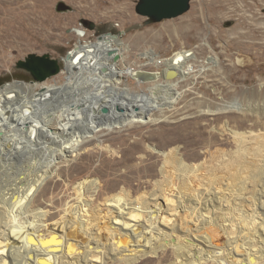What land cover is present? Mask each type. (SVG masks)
Masks as SVG:
<instances>
[{
	"label": "rangeland",
	"instance_id": "obj_1",
	"mask_svg": "<svg viewBox=\"0 0 264 264\" xmlns=\"http://www.w3.org/2000/svg\"><path fill=\"white\" fill-rule=\"evenodd\" d=\"M138 1L0 0V84L10 79L13 80L7 83L23 81L31 84V74L19 69L18 62L30 55H49L60 61L62 72L44 84L37 82L39 86L35 92L40 93L42 85L63 86L68 76L63 62L67 54L78 45L95 43L99 36L111 33L129 47L119 67H132L145 74L143 80L123 76L121 88L128 87L132 93L150 97L176 94L174 102L160 110H150L148 115L130 126L100 129L88 134L77 151L68 153L67 157L46 156L43 148L30 158L18 154L7 157V153L0 152V227L12 222L3 212L5 193L18 178L29 182L40 176L54 160L56 162L43 178L42 188L33 197L30 213L25 214L28 219L37 218L46 223L40 236L44 240L52 239V232L65 226L77 204L82 206L84 203L86 208L93 206L98 211L102 208L105 212L114 206L119 194L129 193L133 200H154L159 198L163 188L178 193L179 190L174 188L175 176L169 181L163 180L166 172H177L176 163L168 162L174 155L175 146L182 148L180 155L189 154L181 159L194 154V158L185 164L189 167L197 165L196 154L202 159L192 172L185 170V165L179 168V172L194 176L192 187L199 188L203 184L212 190L225 189L232 196L235 189L229 186L233 184L227 186L221 176L230 174L234 168L230 171L223 165L221 155L237 150V142L233 139L236 129L239 134L264 130V48L260 47L258 52L254 44L264 45V2L255 5V0H192L186 14L150 23L137 14ZM91 23L95 24V30L89 27ZM254 24L259 25L258 31ZM77 29L86 34L79 36L75 32ZM194 29L196 33L189 34ZM240 33L256 34L259 39H236ZM113 51L117 52L118 48L114 47ZM171 70L176 76L166 78ZM57 125L55 121L51 123L55 131L61 132ZM78 129L69 135H60L55 143L46 141L53 149L60 143L66 145L71 135L83 131ZM197 133L201 134L200 144L185 148L183 142L174 143L175 139L184 136L185 140V135ZM213 141L217 146L212 145ZM248 146L253 147L250 143ZM237 155L236 152L233 154ZM263 163H260L262 167ZM259 170L262 173L261 188L264 169ZM210 172L216 173L217 178L214 174L207 175ZM200 177L207 179L201 183ZM177 203L173 199V205ZM212 212L210 210L209 215H213ZM231 212L225 211V215H231L226 218L236 219ZM236 231L237 227L231 228V236L236 235ZM57 236V241L65 239L68 242L72 238L68 232L57 233ZM74 236L77 237V252L82 249L95 253L94 243H87L79 234ZM178 243L183 245L181 241ZM177 257V249L170 247L135 264H175ZM108 264L126 263L115 260Z\"/></svg>",
	"mask_w": 264,
	"mask_h": 264
},
{
	"label": "bare ground",
	"instance_id": "obj_2",
	"mask_svg": "<svg viewBox=\"0 0 264 264\" xmlns=\"http://www.w3.org/2000/svg\"><path fill=\"white\" fill-rule=\"evenodd\" d=\"M260 1L264 2L255 0V5ZM253 26L259 30L258 24ZM76 33L79 36L86 34L80 29ZM194 33L196 29L189 31V34ZM249 36V33H240L236 39H259L256 34ZM254 44L258 52L260 47L264 48L261 43ZM114 47L118 48L117 52L113 51ZM128 51L129 47L119 37L104 36L95 43L85 44L71 56L67 61L68 76L63 86L42 85L45 90L40 93L35 92L39 84L33 83L13 82L0 88L1 154L7 153V157L28 155L30 158L43 148L46 156L67 157L68 153L77 151L88 134L100 129L130 126L148 115L150 110H160L174 102V93L150 97L132 93L128 87H120L125 75L140 80L145 76L132 67H119ZM166 75V78H174L176 72L171 70ZM106 106L109 114L102 112ZM116 106L124 108V113L118 112ZM53 121L57 122L61 132L51 127ZM77 127L84 132H75L76 136L71 135L66 145L60 143L55 149L49 147L46 140L55 143L60 135H69ZM236 131L233 139L237 142L235 152L238 155L233 156L235 152L221 155L222 164L230 171L234 168L230 174L221 176L227 186L233 184L229 186L235 189L232 196L225 189L212 190L203 184L199 188L192 187L194 176L179 172V168L192 160L194 154L181 159L189 154L180 155L182 148L175 146L174 155L168 162L176 163L177 172H166L163 180L169 181L175 176L174 188L179 190L178 193L173 194L163 188L159 198L154 200H133L129 193L119 194L114 206L105 212L102 208L98 211L93 206L86 208L84 203L82 206L77 204L73 216L63 228L52 232L53 238L49 240L40 237L46 223L37 218L28 219L25 214L30 213L33 197L42 188L45 174L56 161L29 182L18 178L5 193L4 200L1 198L4 201L3 212L12 222L6 226L2 223L0 227V264H8V259L11 264H108L115 260L135 264L170 247H175L178 252L175 264H264V185L259 187L262 182L259 169H264L260 164L264 162V130H250L243 134ZM185 136V140L184 136L182 139L177 136L180 140L175 139L174 143L183 142L186 148L202 141L199 133ZM249 143L253 147L248 146ZM221 144L225 145L224 142ZM212 145H215L214 141ZM201 160L196 154L197 165H185L184 169L194 171ZM211 174L217 178L216 173L207 175ZM199 179L203 183L207 178ZM173 199L178 203L173 205ZM210 210L213 215H209ZM225 211L234 212L236 219L226 218L229 213L225 215ZM234 227H237L236 235L231 236L230 229ZM22 230L24 232L19 234ZM63 232H68L71 240L57 241V233ZM74 234H79L87 243H94L98 256L92 250L77 252Z\"/></svg>",
	"mask_w": 264,
	"mask_h": 264
},
{
	"label": "water",
	"instance_id": "obj_3",
	"mask_svg": "<svg viewBox=\"0 0 264 264\" xmlns=\"http://www.w3.org/2000/svg\"><path fill=\"white\" fill-rule=\"evenodd\" d=\"M192 0H139L136 5V12L138 15L145 17L148 19L150 23H160L165 20H171L178 18L191 9ZM88 24V22H85ZM92 28H94L95 24L91 23ZM77 32V30H76ZM105 35H101L98 37V40H101ZM107 36L116 37L113 34H108ZM84 45H78L73 51H70L67 56L63 59L65 63V68L67 69V61L71 58V56L77 52ZM117 59V57L115 58ZM19 69H23L29 72L33 78L31 83L36 84L37 82L44 83L48 79L59 75L62 72V67L60 65V61L51 58L49 55L45 56H35L30 55L25 60L19 61L17 64ZM144 72L142 71H138ZM137 80H139L137 78ZM15 82H23V81H15ZM25 83V82H23ZM7 83L5 85H8ZM5 85H1L0 88ZM45 89L42 88L41 92ZM116 110L120 113H124V108L120 106H116ZM136 111H138V107H136ZM102 112L107 114L109 113V108L106 106L102 109Z\"/></svg>",
	"mask_w": 264,
	"mask_h": 264
},
{
	"label": "flooded vegetation",
	"instance_id": "obj_4",
	"mask_svg": "<svg viewBox=\"0 0 264 264\" xmlns=\"http://www.w3.org/2000/svg\"><path fill=\"white\" fill-rule=\"evenodd\" d=\"M88 25V24H87ZM89 27L92 29V30H95L96 29V26H94V28H92V25L91 24H89ZM103 35H105V34H103ZM105 36H107V35H105Z\"/></svg>",
	"mask_w": 264,
	"mask_h": 264
},
{
	"label": "trees",
	"instance_id": "obj_5",
	"mask_svg": "<svg viewBox=\"0 0 264 264\" xmlns=\"http://www.w3.org/2000/svg\"><path fill=\"white\" fill-rule=\"evenodd\" d=\"M12 80H13V79H10V80H8V81H5V82L1 83L0 86L3 85L4 83L11 82ZM24 81H26V80H24Z\"/></svg>",
	"mask_w": 264,
	"mask_h": 264
}]
</instances>
